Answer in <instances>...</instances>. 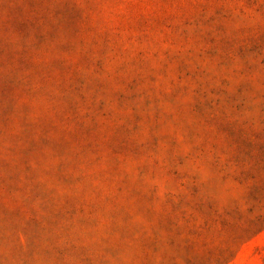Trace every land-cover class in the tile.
<instances>
[{"label":"rangeland","instance_id":"374dc122","mask_svg":"<svg viewBox=\"0 0 264 264\" xmlns=\"http://www.w3.org/2000/svg\"><path fill=\"white\" fill-rule=\"evenodd\" d=\"M0 264H264V0H0Z\"/></svg>","mask_w":264,"mask_h":264}]
</instances>
